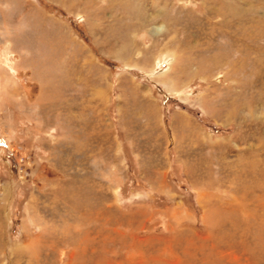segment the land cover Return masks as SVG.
I'll return each instance as SVG.
<instances>
[{"label": "rangeland", "instance_id": "374dc122", "mask_svg": "<svg viewBox=\"0 0 264 264\" xmlns=\"http://www.w3.org/2000/svg\"><path fill=\"white\" fill-rule=\"evenodd\" d=\"M0 264H264V0H0Z\"/></svg>", "mask_w": 264, "mask_h": 264}]
</instances>
